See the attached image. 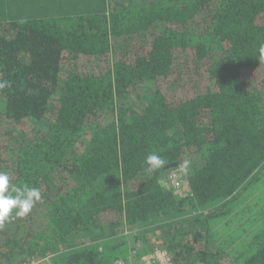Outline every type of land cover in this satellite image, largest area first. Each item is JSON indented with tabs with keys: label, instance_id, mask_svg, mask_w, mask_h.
<instances>
[{
	"label": "trees",
	"instance_id": "obj_1",
	"mask_svg": "<svg viewBox=\"0 0 264 264\" xmlns=\"http://www.w3.org/2000/svg\"><path fill=\"white\" fill-rule=\"evenodd\" d=\"M4 13L0 172L40 199L0 227V264H143L158 248L175 264H264V0ZM153 153L166 163L148 172ZM179 169L184 197L163 180Z\"/></svg>",
	"mask_w": 264,
	"mask_h": 264
},
{
	"label": "clouds",
	"instance_id": "obj_2",
	"mask_svg": "<svg viewBox=\"0 0 264 264\" xmlns=\"http://www.w3.org/2000/svg\"><path fill=\"white\" fill-rule=\"evenodd\" d=\"M260 59L264 60V44L260 47ZM9 81H0V90L10 88ZM165 160L158 154H150L145 159L146 171H156L165 166ZM40 199V190L27 184L10 186V177L0 172V227L12 218H24ZM14 213V217H13Z\"/></svg>",
	"mask_w": 264,
	"mask_h": 264
},
{
	"label": "built area",
	"instance_id": "obj_3",
	"mask_svg": "<svg viewBox=\"0 0 264 264\" xmlns=\"http://www.w3.org/2000/svg\"><path fill=\"white\" fill-rule=\"evenodd\" d=\"M180 170L181 169H179V171ZM181 184H182L181 181H177L174 187L179 189L181 187ZM50 259L51 256H45L42 258H33L28 262H26L25 264H52V261ZM142 261L144 264H175L171 253L165 248H158L156 251L152 253L143 255ZM114 264H126V261L123 258H119L115 261Z\"/></svg>",
	"mask_w": 264,
	"mask_h": 264
},
{
	"label": "rangeland",
	"instance_id": "obj_4",
	"mask_svg": "<svg viewBox=\"0 0 264 264\" xmlns=\"http://www.w3.org/2000/svg\"><path fill=\"white\" fill-rule=\"evenodd\" d=\"M3 15H5L4 13V0H0V19L3 18ZM181 172H172L170 175H166V179H163L165 184L167 186H170V187H174V185L177 183V181H181L182 184H181V187L176 190V193L179 194L180 196L184 197L185 195L188 194L189 190H188V187L186 185V182H185V172L183 170H180ZM262 187L261 185V182L259 183V185L257 186L258 189H260ZM264 191V190H262ZM220 220H224V218L220 219ZM228 219H225L219 226L216 225L215 226V229H214V236L215 238L218 236L221 235L220 231H225V227L222 228L221 230V227L223 224H225V222L227 223ZM139 263L138 264H142L140 261H138ZM144 264V263H143Z\"/></svg>",
	"mask_w": 264,
	"mask_h": 264
},
{
	"label": "crops",
	"instance_id": "obj_5",
	"mask_svg": "<svg viewBox=\"0 0 264 264\" xmlns=\"http://www.w3.org/2000/svg\"><path fill=\"white\" fill-rule=\"evenodd\" d=\"M144 255H146V254H144Z\"/></svg>",
	"mask_w": 264,
	"mask_h": 264
}]
</instances>
